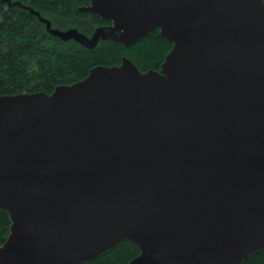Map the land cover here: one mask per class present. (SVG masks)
Returning a JSON list of instances; mask_svg holds the SVG:
<instances>
[{"label":"water","instance_id":"water-1","mask_svg":"<svg viewBox=\"0 0 264 264\" xmlns=\"http://www.w3.org/2000/svg\"><path fill=\"white\" fill-rule=\"evenodd\" d=\"M12 3V0H8ZM65 41L132 45L160 28L161 70L93 67L0 94V264H82L121 240L128 264H240L264 249V0H90L110 20Z\"/></svg>","mask_w":264,"mask_h":264},{"label":"trees","instance_id":"trees-1","mask_svg":"<svg viewBox=\"0 0 264 264\" xmlns=\"http://www.w3.org/2000/svg\"><path fill=\"white\" fill-rule=\"evenodd\" d=\"M17 2L40 11L60 28L76 26L91 35L95 27L111 22L78 8L90 0H0V94L34 91L51 93L58 85L85 78L97 65L120 64L131 58L141 70L159 69L173 43L160 34V28L132 45L102 40L88 48L75 40L65 41L51 34L40 18ZM12 219L0 207V244L11 232ZM141 252L128 239L82 264H128ZM240 264H264V249L246 257Z\"/></svg>","mask_w":264,"mask_h":264},{"label":"flooded vegetation","instance_id":"flooded-vegetation-1","mask_svg":"<svg viewBox=\"0 0 264 264\" xmlns=\"http://www.w3.org/2000/svg\"><path fill=\"white\" fill-rule=\"evenodd\" d=\"M107 24H111V22H109V23H107ZM107 24H104V25H107ZM96 28V27H95ZM95 28H94V30H95ZM126 57V56H125ZM124 58V57H123ZM129 58V57H128ZM131 59V58H130ZM132 60V59H131ZM133 61V60H132ZM122 62H123V60H122ZM122 62L120 63V64H115V65H121L122 64ZM101 65H104V64H101ZM98 66V65H97ZM105 66H114V65H105ZM138 66V65H137ZM139 67V66H138ZM161 68H162V65H161V67L159 68V69H155V70H161ZM140 69V68H139ZM150 69H153V68H150ZM141 70V69H140ZM149 70V69H148ZM148 70H146V71H148ZM141 71H143V70H141ZM145 72V71H144Z\"/></svg>","mask_w":264,"mask_h":264}]
</instances>
